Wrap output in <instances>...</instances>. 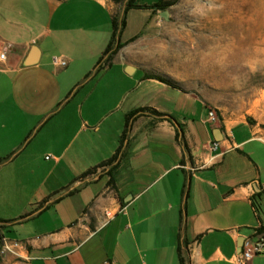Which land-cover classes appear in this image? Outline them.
<instances>
[{
  "label": "crops",
  "instance_id": "obj_1",
  "mask_svg": "<svg viewBox=\"0 0 264 264\" xmlns=\"http://www.w3.org/2000/svg\"><path fill=\"white\" fill-rule=\"evenodd\" d=\"M128 1L0 0V234L24 245L0 264H237L264 227V132L146 78L132 39L163 11H127L104 56Z\"/></svg>",
  "mask_w": 264,
  "mask_h": 264
},
{
  "label": "rangeland",
  "instance_id": "obj_2",
  "mask_svg": "<svg viewBox=\"0 0 264 264\" xmlns=\"http://www.w3.org/2000/svg\"><path fill=\"white\" fill-rule=\"evenodd\" d=\"M175 1L165 10L167 20L160 15L158 23L132 39L139 40L132 44L134 62L147 75L168 79L198 97L219 121H246L264 132V0ZM111 67L113 73L117 67ZM105 69L72 102L88 97L91 87L107 73ZM142 77L141 71L135 76ZM76 79L70 77L71 87ZM201 101L196 109L198 119L208 117ZM126 104L106 124L114 122ZM48 158L38 161L42 164ZM8 237L20 239L11 231Z\"/></svg>",
  "mask_w": 264,
  "mask_h": 264
},
{
  "label": "built area",
  "instance_id": "obj_3",
  "mask_svg": "<svg viewBox=\"0 0 264 264\" xmlns=\"http://www.w3.org/2000/svg\"><path fill=\"white\" fill-rule=\"evenodd\" d=\"M6 60V52L0 53V62ZM54 64L64 66L65 62L62 58H54ZM209 122L216 124L219 121L214 111L208 113ZM217 148V143L214 144V149ZM24 248V245L19 241L7 239L0 234V254L12 255L21 257L19 250ZM264 254V231L257 229L253 236L246 238L243 244V250L236 258L237 264H250V262L257 256Z\"/></svg>",
  "mask_w": 264,
  "mask_h": 264
},
{
  "label": "trees",
  "instance_id": "obj_4",
  "mask_svg": "<svg viewBox=\"0 0 264 264\" xmlns=\"http://www.w3.org/2000/svg\"><path fill=\"white\" fill-rule=\"evenodd\" d=\"M115 3L118 4H122L124 3L125 0H113ZM136 0H129L126 4V9L124 11V13L122 14V16L118 17H114L113 19V37H112V41L109 44L106 52L104 53V56L107 54H111L114 55L118 52L119 49H121L123 47L122 44L117 43V40H120L121 37V33L125 27V13L127 11H129L130 9H153L154 11L156 10H160V11H165L167 10L171 5H173L176 1H167V0H159L157 3L151 5V6H141V5H137L135 4ZM103 59V58H102ZM146 78H152V79H157L162 83H165L167 85H170L172 87L178 88L180 89L176 84H174L173 82H171L168 79L165 78H161L158 76H153V75H147ZM126 124H129V117L128 120L126 122ZM2 159H0V164L2 163ZM3 228L2 225H0V229ZM262 231H264V227L260 228Z\"/></svg>",
  "mask_w": 264,
  "mask_h": 264
},
{
  "label": "water",
  "instance_id": "obj_5",
  "mask_svg": "<svg viewBox=\"0 0 264 264\" xmlns=\"http://www.w3.org/2000/svg\"><path fill=\"white\" fill-rule=\"evenodd\" d=\"M161 16H162L165 20H167V19H168V16H169L168 11H163V12L161 13ZM35 55H36V53L33 51L32 54H31V57H29L28 60H27L26 63H25L27 66L35 64V59H34V56H35ZM127 70H128V72H130V71L134 70V68H133L132 66H129V67L127 68ZM220 135H221V131H220V129H216L215 134H214L216 140H218V137H220Z\"/></svg>",
  "mask_w": 264,
  "mask_h": 264
}]
</instances>
